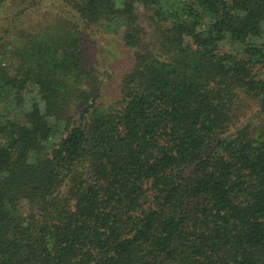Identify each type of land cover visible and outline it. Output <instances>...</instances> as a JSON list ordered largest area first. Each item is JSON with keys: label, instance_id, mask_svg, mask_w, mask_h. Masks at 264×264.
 <instances>
[{"label": "trees", "instance_id": "obj_1", "mask_svg": "<svg viewBox=\"0 0 264 264\" xmlns=\"http://www.w3.org/2000/svg\"><path fill=\"white\" fill-rule=\"evenodd\" d=\"M12 2L0 264H264V0Z\"/></svg>", "mask_w": 264, "mask_h": 264}, {"label": "rangeland", "instance_id": "obj_2", "mask_svg": "<svg viewBox=\"0 0 264 264\" xmlns=\"http://www.w3.org/2000/svg\"><path fill=\"white\" fill-rule=\"evenodd\" d=\"M33 0H27L28 4H30ZM46 3H52L54 0H44ZM175 3L174 0H172L171 4ZM45 4V3H44ZM17 3L12 2V0H8V3L3 8H0V35L4 36L5 39H3L4 45L1 46L0 44V59H4L6 61L8 56V51L12 48V40L17 35L18 30L21 28V26L24 25V23L28 20V18L32 15L33 16V9L34 7H28L26 8L25 5L22 4L21 10L23 15H28V17L23 18V22L21 23V20L18 21L15 16L16 9H13L10 11L8 8L9 6H16ZM142 7H140L141 10ZM17 9H20L19 6ZM21 13V14H22ZM13 21V24L11 23ZM10 26V27H9ZM14 26V28L12 27ZM99 39H92L91 37L90 41H88V44L93 47V52L96 49V44L98 46H105L109 43H112L113 41H117L121 46L122 43L119 38H113L112 36L107 35V38H104V35L100 32L95 31L94 32ZM103 37V38H102ZM120 48L122 49L120 52V55L115 58V66L109 70L110 73H113L112 77L103 76V80L105 81V87L103 89L104 93L100 97V100L109 101L114 98V95L116 93L115 90V74L116 71H119L120 67L123 65H127L132 60V54L128 52L123 46Z\"/></svg>", "mask_w": 264, "mask_h": 264}]
</instances>
